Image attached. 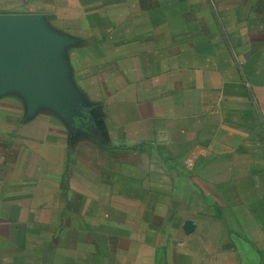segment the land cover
Masks as SVG:
<instances>
[{"label":"crops","instance_id":"obj_1","mask_svg":"<svg viewBox=\"0 0 264 264\" xmlns=\"http://www.w3.org/2000/svg\"><path fill=\"white\" fill-rule=\"evenodd\" d=\"M22 15L78 107L0 87V264H264V0H0Z\"/></svg>","mask_w":264,"mask_h":264},{"label":"water","instance_id":"obj_2","mask_svg":"<svg viewBox=\"0 0 264 264\" xmlns=\"http://www.w3.org/2000/svg\"><path fill=\"white\" fill-rule=\"evenodd\" d=\"M64 39L46 32L33 16H0V87H20L29 110L47 105L61 115L78 107L59 63ZM190 222L185 233L192 231Z\"/></svg>","mask_w":264,"mask_h":264}]
</instances>
